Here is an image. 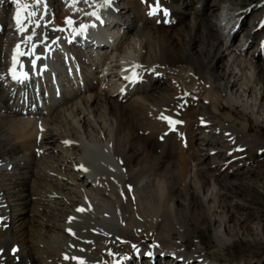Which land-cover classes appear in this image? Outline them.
I'll use <instances>...</instances> for the list:
<instances>
[{
  "label": "bare ground",
  "instance_id": "obj_1",
  "mask_svg": "<svg viewBox=\"0 0 264 264\" xmlns=\"http://www.w3.org/2000/svg\"><path fill=\"white\" fill-rule=\"evenodd\" d=\"M219 101L264 123V0H0V264H229L184 245L233 244L221 158L264 150Z\"/></svg>",
  "mask_w": 264,
  "mask_h": 264
},
{
  "label": "rangeland",
  "instance_id": "obj_2",
  "mask_svg": "<svg viewBox=\"0 0 264 264\" xmlns=\"http://www.w3.org/2000/svg\"><path fill=\"white\" fill-rule=\"evenodd\" d=\"M255 36L257 37V34ZM215 109L219 112L218 116L207 118L204 127H201L203 123H199L197 128L209 131L216 127L219 119L225 121L231 118V123L237 127L248 124L249 135L264 145V123L256 125L249 114L243 113L239 108L229 109L223 101H219ZM217 142L220 143L219 138ZM213 148L217 151L219 145ZM224 150L227 154L221 158L223 159L221 175H225L228 180L235 179L239 183L241 181L245 183H240L241 185L238 186L234 205L229 209L235 224L230 234L234 240L233 244L225 248L217 247L213 238L214 228L209 223V218L201 217L200 220L197 218L194 220V223H199L200 233L188 236L185 240V248L188 251L202 249L200 254H205L210 262L215 260L229 264H264V242L256 231L261 228L264 235V150L249 147L238 152L232 149ZM170 151L177 150L172 148ZM175 161L179 162L177 165L179 164L182 170H186L183 154L177 155ZM123 237L121 236L123 240L118 245H131L132 242L124 240ZM139 240L145 246L151 244L148 238L143 237ZM172 241H179L176 233H173Z\"/></svg>",
  "mask_w": 264,
  "mask_h": 264
},
{
  "label": "snow or ice",
  "instance_id": "obj_3",
  "mask_svg": "<svg viewBox=\"0 0 264 264\" xmlns=\"http://www.w3.org/2000/svg\"><path fill=\"white\" fill-rule=\"evenodd\" d=\"M13 4L14 5H17L18 9H19V6H20V0H12ZM111 3V0H104V4L105 6L107 5H110ZM35 4L36 6H39L40 4V0H35ZM23 11L26 13V16L28 19H31L33 16H35V7L31 8L30 10L27 8V6L23 9ZM92 15H96V13H93ZM164 15H167V12L164 13ZM97 19H99V17H97ZM15 20H16V24L18 26V28L20 29V31H26L25 28H23V20H22V16H21V10H18L17 13H16V17H15ZM68 23H72L71 20L68 21ZM37 27H39V25H36ZM84 28H87V25H82V30ZM17 48H19V45L17 46ZM21 55H23V53H20ZM39 58V57H37ZM15 59V58H14ZM162 118H165L167 119L166 117H162ZM170 124L171 123H175L174 121H169ZM78 211H82V209H78ZM135 247V246H134ZM150 255V254H149Z\"/></svg>",
  "mask_w": 264,
  "mask_h": 264
}]
</instances>
